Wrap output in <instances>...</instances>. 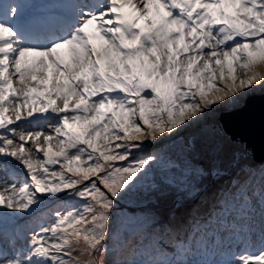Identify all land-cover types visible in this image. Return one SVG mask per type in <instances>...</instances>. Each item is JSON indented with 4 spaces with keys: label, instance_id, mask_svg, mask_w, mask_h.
<instances>
[{
    "label": "snow or ice",
    "instance_id": "1",
    "mask_svg": "<svg viewBox=\"0 0 264 264\" xmlns=\"http://www.w3.org/2000/svg\"><path fill=\"white\" fill-rule=\"evenodd\" d=\"M264 0H0V264H264Z\"/></svg>",
    "mask_w": 264,
    "mask_h": 264
},
{
    "label": "water",
    "instance_id": "2",
    "mask_svg": "<svg viewBox=\"0 0 264 264\" xmlns=\"http://www.w3.org/2000/svg\"><path fill=\"white\" fill-rule=\"evenodd\" d=\"M255 157L258 162L264 159V148H262L259 140L254 145Z\"/></svg>",
    "mask_w": 264,
    "mask_h": 264
},
{
    "label": "trees",
    "instance_id": "3",
    "mask_svg": "<svg viewBox=\"0 0 264 264\" xmlns=\"http://www.w3.org/2000/svg\"><path fill=\"white\" fill-rule=\"evenodd\" d=\"M256 158V157H255ZM258 162V161H257Z\"/></svg>",
    "mask_w": 264,
    "mask_h": 264
}]
</instances>
